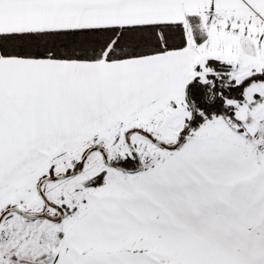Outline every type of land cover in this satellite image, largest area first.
Returning <instances> with one entry per match:
<instances>
[{
    "label": "snow or ice",
    "instance_id": "1",
    "mask_svg": "<svg viewBox=\"0 0 264 264\" xmlns=\"http://www.w3.org/2000/svg\"><path fill=\"white\" fill-rule=\"evenodd\" d=\"M0 264H264V0H0Z\"/></svg>",
    "mask_w": 264,
    "mask_h": 264
}]
</instances>
